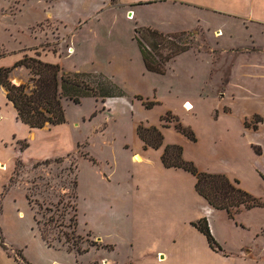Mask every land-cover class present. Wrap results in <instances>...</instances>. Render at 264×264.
Masks as SVG:
<instances>
[{
    "label": "rangeland",
    "instance_id": "rangeland-1",
    "mask_svg": "<svg viewBox=\"0 0 264 264\" xmlns=\"http://www.w3.org/2000/svg\"><path fill=\"white\" fill-rule=\"evenodd\" d=\"M0 2L1 54L9 60L20 50L41 60L40 55L55 54L65 73L106 75L127 99H63L64 135L75 143L73 151L35 161L18 151L6 155V164L14 166L0 169V235L18 261L0 248V264H264V206L242 209L233 218L225 210L202 215L205 200L195 190V176L183 168L161 169L158 156L166 145H180L183 158L199 170L236 178L264 201L254 142L239 118L221 115L219 107L231 56L217 48L238 42L240 29L232 40L228 31L217 35L215 26L223 29L225 23L213 19L209 29L172 33L190 48L156 73L145 68L134 39L137 28L149 26L128 19L129 10L116 0L110 7V0ZM142 10L153 28L177 30L180 24L167 18L161 25L158 13ZM73 43L77 51L71 54L67 49ZM30 76L25 67L10 73L17 85L29 83ZM141 124L157 126L164 135L160 148H145L151 162L132 158L144 154L136 135ZM102 170L111 172L105 181L98 180ZM75 213L76 227L70 221ZM203 216L223 251L206 250V237L200 246L191 222Z\"/></svg>",
    "mask_w": 264,
    "mask_h": 264
},
{
    "label": "crops",
    "instance_id": "crops-1",
    "mask_svg": "<svg viewBox=\"0 0 264 264\" xmlns=\"http://www.w3.org/2000/svg\"><path fill=\"white\" fill-rule=\"evenodd\" d=\"M114 1L110 0L106 7L113 6ZM1 4L3 3L0 2V10L2 9ZM115 5L119 8L128 9L127 18L134 19L137 17V22L142 23L143 26L152 27V25L145 24L142 8L158 13L161 25L167 18L180 21L177 30H166V26L158 27L166 33L196 27L209 29L213 19H219L221 23H225L224 30L221 26L212 27L215 28V34L228 31V38L231 40L236 32L235 29H240L241 37L238 42L225 48H217L221 53H228L231 56V68L219 89L222 91L219 107L221 115L232 117L236 115L240 120L243 133L251 137L257 154L256 168L261 171L264 179V0H116ZM102 10L103 8L97 9L92 16L99 14ZM131 13L133 18L129 17ZM156 27L154 28L158 29ZM223 33L225 34V32ZM70 49H73V52H69L71 54L77 51L74 43L67 50L70 51ZM21 51L22 53L13 60H9L6 53H0V68L12 66L24 55H27L23 50ZM50 55L52 54L40 56L46 62L59 64L57 61L60 57L55 54L54 56ZM115 99L127 100L125 96L115 97ZM107 108L105 107V109ZM66 126L65 123H62L43 128L29 127L18 119L16 109L8 101L6 91L0 85V166H7V169H12L14 162L9 165L6 164L5 159L8 154H12V156L15 152L17 154V151L20 157L26 161L67 155L75 149V143L71 140L68 141V137L64 135L68 129ZM137 138L144 154L139 152L136 154H140L143 160L151 162L152 160L148 156L149 148L145 149L143 141L138 136ZM23 141L27 143V146L20 149ZM162 153L163 150H159L160 161ZM160 168L169 169L163 165L162 161ZM110 174L106 175L105 171L102 170V177L98 180L105 181ZM213 210L217 209L209 206L205 200L202 215L211 216L214 213ZM209 225L212 233L215 234L210 222ZM192 228L201 246V237L205 240V236L195 227ZM207 244L206 240L205 249L213 252L214 250ZM0 248L3 249L8 258L18 261L1 245Z\"/></svg>",
    "mask_w": 264,
    "mask_h": 264
},
{
    "label": "trees",
    "instance_id": "trees-1",
    "mask_svg": "<svg viewBox=\"0 0 264 264\" xmlns=\"http://www.w3.org/2000/svg\"><path fill=\"white\" fill-rule=\"evenodd\" d=\"M135 32L134 39L137 42L144 66L151 72L164 73L167 62L190 48L189 45H183L176 41L178 34L164 33L151 27L137 28ZM163 47L169 49L168 53L164 55L161 51ZM36 55L40 54L36 53ZM18 67H25L30 71L29 83L31 85L29 83L17 85L11 81L10 73ZM98 77L102 79L95 80ZM0 85L6 91L8 101L16 109L18 119L31 128H43L65 123L63 99L80 103L84 97L90 96L95 98L125 96L123 90L106 75L96 76L85 72L65 73L58 63L46 62L28 55H24L12 66L0 68ZM147 106H151V104ZM177 128L190 138L195 139L191 130L183 128L181 125H177ZM136 132L145 148H160L163 145L164 135L157 126L141 124L137 127ZM25 146L27 143L20 148ZM90 160L95 163L94 158L91 157ZM161 161L167 168H183L192 173L196 178V192L206 200L209 206L217 210H225L231 218L242 209L264 206V201L244 189L240 180L231 179L224 173L199 170L194 162L183 158V149L180 145H166L161 155ZM75 186H77V182H75ZM75 217H77L76 213L70 220L74 227L77 225ZM191 224L206 237L212 250L223 251L210 229L206 216L192 221ZM41 237L50 246L51 242L44 231H41ZM0 245L8 251L2 235H0Z\"/></svg>",
    "mask_w": 264,
    "mask_h": 264
},
{
    "label": "bare ground",
    "instance_id": "bare-ground-1",
    "mask_svg": "<svg viewBox=\"0 0 264 264\" xmlns=\"http://www.w3.org/2000/svg\"><path fill=\"white\" fill-rule=\"evenodd\" d=\"M217 35H219V34H217ZM73 51V49H70V52H72ZM6 117V116H5ZM133 160L134 161H136V162H142V160H143V158H142V156L140 155V154H134L133 155ZM4 163V162H3ZM6 167V166H5ZM5 167L4 166H0V169H5Z\"/></svg>",
    "mask_w": 264,
    "mask_h": 264
}]
</instances>
